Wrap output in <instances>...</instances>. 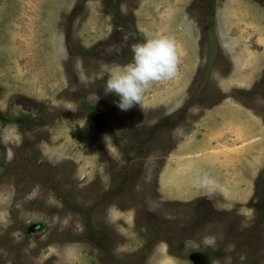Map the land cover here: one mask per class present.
Returning <instances> with one entry per match:
<instances>
[{
  "label": "rangeland",
  "instance_id": "374dc122",
  "mask_svg": "<svg viewBox=\"0 0 264 264\" xmlns=\"http://www.w3.org/2000/svg\"><path fill=\"white\" fill-rule=\"evenodd\" d=\"M146 37L177 74L123 111ZM194 256L264 264V0H0V264Z\"/></svg>",
  "mask_w": 264,
  "mask_h": 264
},
{
  "label": "clouds",
  "instance_id": "9594fccd",
  "mask_svg": "<svg viewBox=\"0 0 264 264\" xmlns=\"http://www.w3.org/2000/svg\"><path fill=\"white\" fill-rule=\"evenodd\" d=\"M131 54V62L123 67L112 63L99 64V74L106 76L105 94L117 96L119 99L114 103L123 111L136 105L143 110V96L149 87L170 81L177 74L178 61L172 39L146 37L143 43L132 46Z\"/></svg>",
  "mask_w": 264,
  "mask_h": 264
},
{
  "label": "water",
  "instance_id": "95a60500",
  "mask_svg": "<svg viewBox=\"0 0 264 264\" xmlns=\"http://www.w3.org/2000/svg\"><path fill=\"white\" fill-rule=\"evenodd\" d=\"M197 260H198V257H197V256L192 257V261H193L195 264H198Z\"/></svg>",
  "mask_w": 264,
  "mask_h": 264
}]
</instances>
